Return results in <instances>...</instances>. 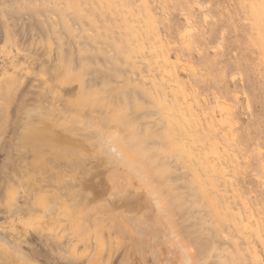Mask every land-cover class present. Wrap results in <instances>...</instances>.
I'll return each mask as SVG.
<instances>
[{
	"label": "rangeland",
	"instance_id": "1",
	"mask_svg": "<svg viewBox=\"0 0 264 264\" xmlns=\"http://www.w3.org/2000/svg\"><path fill=\"white\" fill-rule=\"evenodd\" d=\"M49 105L82 155L31 130ZM111 139L131 173L102 162ZM95 171L168 198L200 263L264 264V0H0V264L5 244L22 264H157L142 226L108 235L120 209L73 210Z\"/></svg>",
	"mask_w": 264,
	"mask_h": 264
},
{
	"label": "bare ground",
	"instance_id": "2",
	"mask_svg": "<svg viewBox=\"0 0 264 264\" xmlns=\"http://www.w3.org/2000/svg\"><path fill=\"white\" fill-rule=\"evenodd\" d=\"M43 102V101H42ZM54 103V102H53ZM50 106V105H49ZM55 107V106H54ZM76 108V107H75ZM45 109V108H44ZM47 109V108H46ZM73 110V109H72ZM51 111H55L54 109H52V107L50 106V110H48V114H46V116L47 115H49L50 117L51 116H54V115H51L50 113H52ZM46 112V111H45ZM65 112V111H64ZM69 112V111H68ZM101 111H100V108H99V113H100ZM84 113V112H83ZM41 114H43V113H41ZM44 114V115H45ZM55 114H56V112H55ZM101 114V113H100ZM57 115H58V112H57ZM66 115V114H65ZM104 115H105V112H104ZM108 115V114H107ZM64 116V115H63ZM38 117V116H37ZM40 117H42V116H40ZM72 117V118H71ZM70 117V115L68 114L67 115V119L66 120H63V122L62 123H59L58 122V119L57 118H59V117H57L56 119H53L52 117H51V119H49V118H45V119H42V118H39V121H40V119H41V123L39 122V124L37 123V125L38 126H36L35 125V127L33 128V129H31V130H34L35 132H34V134L37 132H39L40 134L41 133H43V134H45L46 135V138H47V140L46 141H55V144H58V145H64L65 146V148H67V149H69L70 150V148L71 147H74V146H76V147H78L79 148V150H77V153H78V151H82V148L84 149V147H83V143L82 142H85V141H83V138H82V140L80 139V136H79V138H78V135L77 134H73L72 133V129H71V127H70V125L72 124V119L73 118H75V117H73V116H71ZM103 117V116H102ZM27 118V117H26ZM55 118V117H54ZM61 118V117H60ZM104 118H105V116H104ZM107 118V117H106ZM60 120V119H59ZM227 120V119H226ZM226 120H224V121H226ZM113 122H114V120H113ZM228 122H230V121H228ZM78 123V122H77ZM105 123V122H104ZM115 123V122H114ZM116 123H117V121H116ZM226 123H227V121H226ZM102 124V123H101ZM228 125H233V124H231V122L230 123H227ZM122 126V125H121ZM118 127H120L119 125H118ZM233 127V126H232ZM30 128H32V127H30ZM109 128V127H108ZM112 128V127H111ZM106 129V128H105ZM224 129V128H223ZM120 130V129H119ZM231 130V129H230ZM25 131H27L26 129H25ZM113 131H114V129H113ZM122 131V130H121ZM127 131H129V129L127 130ZM30 132V131H29ZM32 132V131H31ZM116 131H114V133H115ZM130 133H132L131 132V130L129 131ZM26 133V132H25ZM36 133V134H37ZM38 133V134H39ZM122 133V132H121ZM231 133H233V132H231ZM27 134H28V131H27ZM30 134V133H29ZM34 134L32 135V133H31V136H34ZM42 134V135H43ZM116 134V133H115ZM45 135H44V138H45ZM124 135H127L126 133L124 134ZM229 135V134H228ZM30 136V135H29ZM31 136H30V138H31ZM123 136V135H122ZM131 136V135H130ZM121 137V136H120ZM127 137H128V135H127ZM127 137H125V136H123V139L124 138H127ZM26 138H28V136L26 137ZM122 138V137H121ZM121 138H120V140H121ZM131 139L130 140H132V139H134V138H132V136L130 137ZM20 139H21V137H20ZM105 140H106V138H105ZM114 140H115V135H114ZM127 141H128V139H126ZM125 139L123 140V142L122 143H124L125 144V142L124 141H126ZM135 140L136 139H134L133 141H131V142H135ZM98 141H99V139H98ZM122 141V140H121ZM120 141V142H121ZM22 142H24V141H22ZM118 142V141H117ZM97 143V142H96ZM102 143V142H101ZM101 143H100V146H102L101 145ZM104 143V142H103ZM127 143V142H126ZM22 144V143H21ZM20 144V145H21ZM47 144V143H46ZM86 144V146H88V148H89V143L87 144V143H85ZM128 144V146H129V143H127ZM135 144V143H134ZM134 144H131L132 146H135ZM136 144H138L137 143V140H136ZM19 145V146H20ZM127 146V145H126ZM138 146V145H137ZM94 147H96V146H94ZM99 147V146H98ZM23 148V147H22ZM86 148V147H85ZM91 148V147H90ZM119 147L117 146V143L115 144V141H112V139H111V141L109 140V141H106L105 142V144H104V148H103V153L101 152V155H102V162L103 161H105L106 163H108L110 166H117L116 168H118V166H127V168L129 169V172L131 173L132 171H131V166L129 165V163L122 157V155H123V153L121 154V151L118 149ZM62 149H63V147H62ZM77 149V148H76ZM123 149V148H122ZM131 149V148H130ZM129 149V150H130ZM135 149H137V148H135ZM134 149V150H135ZM139 149H140V147H139ZM138 149V150H139ZM38 150V149H37ZM86 151H88L87 149H85ZM91 150H92V148H91ZM96 150H97V148H96ZM133 150V151H134ZM71 151V150H70ZM94 151V150H93ZM132 151V150H131ZM130 152V151H129ZM79 153H81V152H79ZM78 153V154H79ZM89 153V152H88ZM88 153H87V155H88ZM98 153V152H97ZM96 152L94 153L95 154V156L96 155H98ZM136 153H137V150H136ZM136 153H135V155H136ZM25 154V153H24ZM90 154V153H89ZM79 155H82V154H79ZM123 156H125V154L123 155ZM79 157V156H78ZM78 157H77V159H78ZM82 158H84V156H81ZM81 157H80V159H81ZM90 157H92V153H91V155H89V157L88 158H90ZM94 157V156H93ZM97 157V156H96ZM140 157L141 156H139V159H140ZM95 158V157H94ZM142 158V157H141ZM133 159V158H132ZM138 159V160H139ZM66 160H67V158H66ZM72 160V159H71ZM97 160H98V158H97ZM135 160H136V158H135ZM68 161V160H67ZM134 161V160H133ZM214 161V160H213ZM51 162V164L52 163H55V161H53V160H51L50 161ZM49 162V163H50ZM215 162V161H214ZM72 163H73V161H72ZM142 163H143V161H142ZM50 164V165H51ZM64 164H66L65 162H64ZM97 164V163H96ZM98 164H99V162H98ZM107 164V166L109 167V165ZM140 164V163H139ZM144 164V163H143ZM67 166H68V164H66ZM92 165V164H91ZM90 165V166H91ZM94 165V164H93ZM101 165V164H100ZM65 166V165H64ZM97 166V165H96ZM103 166V165H102ZM101 166V167H102ZM205 166L210 170L211 168H214L213 166H211L209 163H205ZM215 166H217V165H215ZM55 167H57L58 168V166L57 165H55L54 166V164L52 165V167L51 168H53L52 170H54L55 171ZM99 167V166H98ZM56 168V169H57ZM91 168V167H90ZM113 168V167H112ZM112 168L110 167L109 169H108V171L107 172H109L110 174H111V172L113 173V172H117V171H113L112 170ZM126 168V167H125ZM215 168H217V167H215ZM215 168H214V170H215ZM59 169V168H58ZM62 169V168H61ZM101 169H104V168H101ZM127 169V170H128ZM99 172H100V170L99 169H97ZM119 170V169H118ZM125 170V169H124ZM72 171V170H71ZM70 171V172H71ZM76 171V170H75ZM98 171H95V176H92V177H97L98 176V179H99V175L101 174V173H99L98 174ZM105 172H106V169L104 170ZM138 171V170H137ZM145 171V170H144ZM96 172H97V174H96ZM105 172L103 173L104 174V176L106 175V177H105V179L103 180V182L102 183H98V182H95V181H93V179H92V177L90 176V175H88V176H90L91 177V179H89L88 178V180L87 179H84V180H82L81 179V182H84L83 184L84 185H86V187L83 189V192H84V197H82V200H81V202H78V201H76L75 200V204L73 205V210L75 209V208H77L76 206L78 205V206H82V204H85V205H87V207L88 208H90V210L93 208V207H95V208H101V210L103 211V212H106V213H113L112 211L113 210H115L116 208H118V209H120V213H122V214H120V215H116V216H114V217H112V218H108L109 219V221H108V223L106 224V227H105V229L107 230V233H108V235L112 232V230L114 229V227H115V225L117 224L116 223V221H120V224L121 225H130L133 229H134V231H135V228H136V231H139L140 230V228H141V226H142V231H139V232H136V234L139 236V237H141L142 236V234H144V236L143 237H147V240H149V245H150V254L153 256V259L155 260V262H157V264H159V260H160V258H161V251L159 250V249H156V246H157V248H158V246H160L162 243L163 244H165V245H167V249L165 250V256H163V257H165V262H164V264H201L202 262L204 263V261H205V259H204V261H202L201 263H200V259L199 258H203V257H200L199 256V254L198 253H196L195 252V254H194V251H195V249H193V252H192V245H191V242H190V240H188L187 238H186V236L185 237H183L182 235H181V231L179 230V228H178V225H177V223H176V217L174 216L175 214H174V212L175 211H173V210H171L172 212H173V214L170 212V211H168V210H165V211H163V212H159V207L160 206H158L157 205V207L155 208V205H156V203L154 204V202L156 201V197L158 196V198H160V194L159 195H157V196H155V197H153L151 194H150V196H148L146 193H147V191L150 189L151 190V188H148V189H146V188H143V190H142V187L139 189H132V190H130V189H128V188H126V187H123V188H121V185H119V183H118V187H116V185H115V179H113V178H111L108 174H105ZM65 173V172H64ZM63 173V174H64ZM62 174V172H61V175H63ZM103 174H101V176H103ZM118 174H119V172H118ZM133 174V173H132ZM140 174V173H139ZM145 174H146V172H145ZM148 174V173H147ZM49 175H51V174H49ZM55 175V174H54ZM60 175V174H59ZM91 175H93V173L91 174ZM150 175V177H151V174H148L147 176H149ZM48 176V175H47ZM68 176V175H67ZM113 176V175H112ZM55 177V176H54ZM134 177V174L132 175V178ZM149 177V178H150ZM155 177V176H154ZM46 178V177H45ZM75 178V177H74ZM55 179V178H54ZM97 179V180H98ZM57 180H58V178H57ZM150 180V179H149ZM76 181V179H74V181L73 182H75ZM79 183V182H78ZM78 183H77V185H78ZM151 183H153V181L151 182ZM151 183H148V185L150 184L151 185ZM145 184V183H144ZM154 184H155V182H154ZM157 184V183H156ZM62 185V184H61ZM141 185H142V183H141ZM79 186V185H78ZM120 186V187H119ZM146 186H147V184H146ZM72 186H70V189H72L71 188ZM151 187H152V185H151ZM158 187V186H157ZM160 187V186H159ZM91 188H93V190L95 189L96 190V196H95V193H93L92 192V189ZM79 189V188H78ZM89 189H91V191H89ZM145 189L147 190L146 192H143V191H145ZM95 190H94V192H95ZM153 191V193H154V188L152 189ZM162 190V189H161ZM69 191V190H68ZM75 191V190H74ZM121 192V194H120V192ZM163 191V190H162ZM148 193H150V192H148ZM165 193H167V192H165ZM80 194V193H79ZM94 194V196L95 197H92V195ZM82 195V194H81ZM78 196V195H77ZM76 196V197H77ZM100 199L101 201H97L95 204H91L92 203V201L93 200H95V199ZM164 198V197H163ZM154 199H155V201H154ZM166 199H168V198H166ZM166 199H164V202H163V204H165V201H166ZM161 200V199H160ZM154 201V202H153ZM54 202V201H53ZM54 203H56V201L54 202ZM167 203V202H166ZM49 203L47 202L46 203V208H45V211L49 208V206L51 205V204H49ZM163 204H161V207L163 206ZM248 204V203H247ZM54 205V204H53ZM249 205V204H248ZM52 206V205H51ZM92 206V207H91ZM171 206H172V203H171ZM170 206V207H171ZM160 207V208H161ZM166 207H168L169 208V206L167 205ZM249 208V207H248ZM157 209V210H156ZM167 209V208H166ZM251 209V208H250ZM163 210V209H162ZM159 213H161V214H159ZM88 214V213H87ZM91 214V213H90ZM163 214V215H162ZM83 218H84V216L82 215V217H81V219H80V223H81V221L83 220ZM117 218V219H116ZM175 218V220H173ZM243 218H244V216H243ZM91 219H92V221H93V224H95V226H97V222H96V220H95V218H94V215L93 216H91ZM245 219V218H244ZM247 219V218H246ZM245 219V221L247 222V220ZM86 220H88L87 218H86ZM249 224H251V223H249ZM70 226H71V224H70ZM81 226V229H84V226L83 225H80ZM140 227V228H139ZM137 228H138V230H137ZM225 229H230V226L229 225H227L226 227H224ZM258 228H259V226H258ZM35 230H38L37 228H34ZM260 230V229H259ZM39 231V230H38ZM42 232L41 231H39L38 232V234H41ZM74 234H75V232L74 231H72V232H70L69 233V235L70 236H72V237H74ZM256 234V233H255ZM69 235H67L66 234V236H69ZM63 236H65V234L63 235ZM142 237V238H143ZM256 237V236H255ZM258 238V237H257ZM250 239V238H249ZM253 239V238H252ZM254 241H255V238L253 239ZM70 242V244H72V240H70L69 241ZM250 243V242H249ZM111 240H110V238L108 239V246H109V248H111V251H112V249H118V247H117V244H116V242H115V245L114 246H111ZM156 244H158V245H156ZM6 245L7 244H5V245H2V249L5 251V252H7V254H5V256H7V257H10V260H12V262H11V264H22L23 262H24V257L23 256H16L15 255V253H14V248L12 247V246H9V248L8 247H6ZM247 247H249V249L250 248H252L249 244H248V246ZM257 247V246H256ZM138 248H140V245H138ZM256 252V251H255ZM259 252V251H258ZM196 254L198 255V257H196ZM242 254V253H241ZM250 254V253H249ZM140 255H142L141 254V252H140ZM244 255V254H243ZM263 256V255H262ZM6 257V259H4V261L5 262H8L7 261V258ZM12 257V258H11ZM250 257V256H249ZM140 259H143L142 258V256H140ZM240 259V258H239ZM253 259H254V263L253 264H261V261L258 259V257H257V255L256 254H254L253 255ZM244 260H245V258H244ZM99 261V259H98V253H95L94 254V256H93V258L91 259H89V261H88V263L87 264H96L97 262ZM240 262V261H239ZM202 263V264H203ZM247 263V262H246ZM121 264H129V262H128V260L125 258L124 260H121ZM244 264H245V262H244Z\"/></svg>",
	"mask_w": 264,
	"mask_h": 264
}]
</instances>
